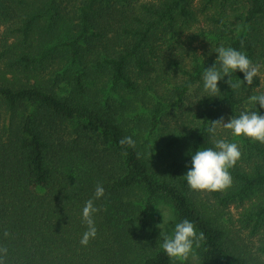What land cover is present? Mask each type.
<instances>
[{
	"label": "trees",
	"instance_id": "16d2710c",
	"mask_svg": "<svg viewBox=\"0 0 264 264\" xmlns=\"http://www.w3.org/2000/svg\"><path fill=\"white\" fill-rule=\"evenodd\" d=\"M218 46L260 66L252 85L230 88L237 70L202 91ZM257 91L264 0H0L2 264H176L158 247L161 202L203 234L196 264H264V143L236 138L223 190L202 197L182 177L189 152L213 146L209 122L256 110Z\"/></svg>",
	"mask_w": 264,
	"mask_h": 264
},
{
	"label": "clouds",
	"instance_id": "9594fccd",
	"mask_svg": "<svg viewBox=\"0 0 264 264\" xmlns=\"http://www.w3.org/2000/svg\"><path fill=\"white\" fill-rule=\"evenodd\" d=\"M214 52L216 53L214 63L202 72V91L206 93L220 92L218 81L226 76L230 77L237 70L243 74V79L238 78L235 83L229 79L227 83L230 88H239L241 84H253V79L258 76L260 66L253 64L243 51L232 47L218 46ZM248 101L256 110L241 111L239 115L230 116L227 121L221 117L209 122L206 131L212 139L213 146L199 147L197 150L189 152L190 161L186 164L187 171L182 177L190 190L214 192L223 190L232 183L229 169L240 158L241 152L236 143L229 142L224 138H216L219 128L227 130L228 134L233 137L243 136L264 143V114H261L256 107L258 104L259 109H264V91H257L255 94L249 95ZM118 143L120 145H135L131 136L122 137ZM104 194V187L97 184L92 196L84 202L81 208V217L87 226L80 239L82 246H86L89 240L96 236L97 229L93 216L98 209L94 205V200H99ZM171 219L162 216V223L157 225L160 230L158 247L173 260H186L193 254L194 246H198L203 234L197 233L193 222L188 219L174 222L172 227H169Z\"/></svg>",
	"mask_w": 264,
	"mask_h": 264
},
{
	"label": "rangeland",
	"instance_id": "374dc122",
	"mask_svg": "<svg viewBox=\"0 0 264 264\" xmlns=\"http://www.w3.org/2000/svg\"><path fill=\"white\" fill-rule=\"evenodd\" d=\"M199 28L200 29H206V28H208V26L205 23L204 19H200ZM198 39L199 40H202L201 36H199ZM219 133H220V138H224V139H226L229 142L231 140L232 142L236 143L237 146H238V139H236V137H235V139L232 140V136L228 134V131L227 130L221 128L220 131H219ZM198 194H199V191H198ZM206 194H207V191L202 190L200 192V195L202 197H205ZM160 212L162 213V216L163 217H165V218H168V217L172 218L171 221L169 222V227H171L172 222L174 220V212H173L172 208L168 204H166V203H163V202L159 203L157 205V208H156L153 216H152V219H153L155 225H159L160 223H162V216H161V213ZM228 212H229V214H231L233 216V218H236L237 217L236 208L234 206H231L229 208ZM241 233L243 234V235L241 234L243 237H245V238L247 237V234L245 232H241ZM252 242L254 243V242H256V240L254 239V241H252ZM253 250L255 251V248H253ZM175 262H176V264H196V247L194 246L193 254L190 255L188 259H186V260H175Z\"/></svg>",
	"mask_w": 264,
	"mask_h": 264
}]
</instances>
